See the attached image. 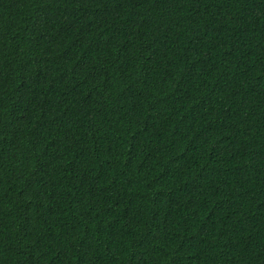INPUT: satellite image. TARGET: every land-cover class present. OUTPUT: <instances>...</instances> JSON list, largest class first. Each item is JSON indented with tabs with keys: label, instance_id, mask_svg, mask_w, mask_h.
<instances>
[{
	"label": "trees",
	"instance_id": "trees-1",
	"mask_svg": "<svg viewBox=\"0 0 264 264\" xmlns=\"http://www.w3.org/2000/svg\"><path fill=\"white\" fill-rule=\"evenodd\" d=\"M0 264H264V0H0Z\"/></svg>",
	"mask_w": 264,
	"mask_h": 264
}]
</instances>
